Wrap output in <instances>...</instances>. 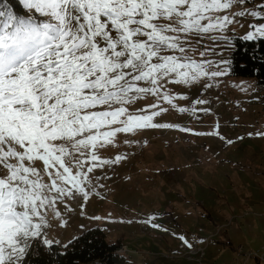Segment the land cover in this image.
<instances>
[{
    "label": "snow or ice",
    "instance_id": "snow-or-ice-1",
    "mask_svg": "<svg viewBox=\"0 0 264 264\" xmlns=\"http://www.w3.org/2000/svg\"><path fill=\"white\" fill-rule=\"evenodd\" d=\"M21 2L25 17L0 10V264H26L35 241L53 243L43 234L49 213L88 199L94 169L114 162L98 152L117 134L174 127L155 122L167 111L159 104L129 111L135 101L175 107L168 84L207 88L209 77L226 74L195 59V45L207 38L215 51L246 15L258 23L241 39L264 38V4L248 10V0ZM153 219L141 222L160 229Z\"/></svg>",
    "mask_w": 264,
    "mask_h": 264
},
{
    "label": "rangeland",
    "instance_id": "rangeland-1",
    "mask_svg": "<svg viewBox=\"0 0 264 264\" xmlns=\"http://www.w3.org/2000/svg\"><path fill=\"white\" fill-rule=\"evenodd\" d=\"M261 4H264V0H248L244 7L259 11ZM239 10V5L231 9L233 12ZM237 21L238 23L230 26L229 40L220 41V46L215 51L212 41L207 38L195 45L198 50L194 58L211 61L212 68L209 71L216 70L217 66L226 70L223 76L207 79L211 87H204L203 81L189 85L170 83L166 87L176 97L173 100L175 107L151 96L135 101L129 107V111L136 112L150 104H159V107L167 111L155 117V122L174 127L119 133L111 146L101 149L98 152L100 159L114 162L94 169L91 175L95 179L87 186L91 189L88 199H82L77 208L73 201H68L67 207L64 204L58 205L59 217L49 213V223L43 229V234L52 244L66 246L87 228L101 226L107 230L108 240L121 239L123 248L131 259L129 264H198L200 259L202 263L212 264H231L233 261L235 264H264V261L261 263L255 258L249 259L245 254L238 260L235 250L233 252L218 241L232 235L235 244L243 242V247L250 250L258 248V243L263 242L260 235L255 234L256 237L249 240L248 236L252 237L251 230L244 232L237 227V222L227 224L226 228H220L218 232L219 226L210 221L213 219L206 218L212 212L214 220L217 216L219 224L221 220L226 224L228 217L236 221L239 214L247 211L249 207L245 206L246 202L242 198L258 188L259 179L255 171L259 169L258 165L264 163V138L261 137L264 135H257L264 134V129L259 131L260 124L264 127V102L261 105L262 96L255 84L257 80L229 75L235 49L234 37H242L252 31L249 25L257 24L258 19L246 15L237 17ZM200 51H205L204 57H200ZM221 57L228 63H220ZM197 100H205L207 103L197 104ZM180 108L188 111L180 112ZM252 110L256 111L255 118L259 121H254L253 117L249 119L248 115H251ZM247 126L250 128L246 129ZM256 137L260 141L255 140ZM256 143H259L263 152L258 153ZM239 145L243 147L238 149ZM247 152L252 164L245 167ZM117 156L122 158L116 161ZM254 165L258 169H251L246 173L250 172V177L253 179L254 175L255 178L247 183L251 179L249 175L236 171L244 167L245 170L255 168ZM215 170L222 175L223 170L230 174L236 183L235 196H227L232 189V180L219 173L212 174ZM257 193L258 191L253 192L254 195ZM232 197L234 203L230 202ZM182 200H188L192 205L198 202L197 208L199 207L203 216L201 214L199 218L196 212V217H190V214L180 216L184 214L179 208ZM74 209L77 210L76 217L71 216ZM149 217H153L152 222L161 225V228L156 229L148 224L151 230H143L140 225L145 223L141 221ZM177 223L181 228L193 230L197 227L203 232L202 235L217 231L216 238L210 241L209 247L214 261L207 260L206 244L203 247V258L183 251L175 252L174 248L178 249L182 243L177 236L183 232ZM222 229L227 234L221 233ZM237 229L239 234L234 233ZM142 233L146 235L143 236ZM206 241L204 239L205 243ZM210 257L209 255V259Z\"/></svg>",
    "mask_w": 264,
    "mask_h": 264
},
{
    "label": "trees",
    "instance_id": "trees-1",
    "mask_svg": "<svg viewBox=\"0 0 264 264\" xmlns=\"http://www.w3.org/2000/svg\"><path fill=\"white\" fill-rule=\"evenodd\" d=\"M0 10L11 11L18 17L30 14L23 7L21 0H0ZM234 43L229 75L254 78L264 82V38L246 40L236 36ZM207 216L211 219L210 213ZM193 240L196 239L192 238L190 243ZM219 242L236 251L237 246L233 247L228 237ZM123 246L121 239L110 241L106 229L93 226L87 228L66 246L55 243L46 245L42 240L35 241L30 254L26 257V264H129L131 259Z\"/></svg>",
    "mask_w": 264,
    "mask_h": 264
},
{
    "label": "crops",
    "instance_id": "crops-1",
    "mask_svg": "<svg viewBox=\"0 0 264 264\" xmlns=\"http://www.w3.org/2000/svg\"><path fill=\"white\" fill-rule=\"evenodd\" d=\"M238 82V81H237ZM244 82V81H243ZM242 82V83H243ZM262 98H261V105H262ZM255 114H256V111L255 110H252V112H251V115H248V117H249V119H252V117L253 118H255ZM248 121H250V120H248ZM253 121V120H252ZM251 121V122H252ZM254 121H259L257 118H255V120ZM250 122V123H251ZM253 123V122H252ZM258 124V123H257ZM250 127L249 126H247V128L246 129H249ZM262 129H264V127H263V124H260L259 125V131H261ZM261 137H263L264 138V136H261ZM255 140H257V141H260V139H259V137H256L255 138ZM259 145V143H256V149H259V151H258V153H261V152H263L262 151V147L261 146H258ZM241 147H243V145H239L238 146V149L239 148H241ZM264 153V152H263ZM246 155H248V156H246V159H247V161L246 160H244V161H246V162H244V164L246 165L245 167H247V165L248 164H252V162H251V157H250V155L248 154V152L247 153H245ZM221 165V164H220ZM244 167V168H245ZM254 167L255 168H247L246 170L244 169V168H242V169H238V171H236V170H234V171H236L237 173H241L242 175H246V174H250V172H247L246 173V171H250L251 169H258L257 171H255V174H256V176L258 177V179H259V181H257L258 182V188H256V189H254V190H252V192H250V194L248 193V195H246V196H243V198H242V200L244 199V201L246 202V203H244L245 204V206H247V207H249L248 208V210L247 211H245L244 213H242V214H239L238 215V218H236V221H234V219H231V217H228L227 218V221H226V224H225V222H222V220H221V223L219 224L217 221L218 220H220V219H218L217 218V216H216V220H214V217H213V213L212 212H210V214H212V215H210V218L211 219H213V220H210L208 217H206V218H208L211 222H213L215 225H218L219 227V229H218V232H219V230H220V228H226L227 226V224H229V223H233V224H236V222H237V227L239 228V229H242L244 232H248V231H250L251 230V232H252V237H250V236H248V239L249 240H252V239H254L255 237H256V235L255 234H257L259 237H260V240L261 241H263V242H259L258 243V246H260L261 244H263L264 243V163H261L260 165H258L257 167L254 165ZM234 171H233V173H234ZM216 173H219V175L220 176H222V177H226V178H230L232 181H230L231 183H233V185H232V189L231 190H229V193L227 194V196L228 195H230V196H235V186H236V183H235V181L233 182V179H232V177H230V174H226V172H225V170H223V175L220 173V172H218L217 170H215L212 174H216ZM252 175V174H251ZM253 176V179L250 177V175H249V177L251 178V179H249V180H247L246 182L247 183H249V182H251V180H254V178H255V176L254 175H252ZM261 186V187H260ZM254 191H258V193H257V195H254L253 194V192ZM226 192H228V191H226ZM225 193V192H224ZM253 194V195H252ZM233 201V202H232ZM230 202H232V203H234V198L232 197L231 199H230ZM197 204H198V202H197ZM197 204H195V205H192L188 200L187 201H183L182 200V204H180L179 205V208H180V212L182 213V212H184V214H181L180 216H183V217H185V216H187V215H189L190 214V217H196V215H195V212L197 213V215L199 216V218H200V216H201V214H202V216H203V213H202V211L200 212V209H199V207L197 208ZM253 206L255 207V208H253ZM223 210H224V208H222ZM209 210V209H208ZM223 212V211H222ZM241 220V222H239ZM257 225V226H255V225ZM142 225V224H141ZM140 225V226H141ZM147 225V224H146ZM177 225H178V227H179V229L181 230H183V232L181 233L180 232V235H183V236H185L186 237V239L190 242L191 241V239L192 238H197V239H199V240H201V242H202V245H204V244H206L207 245V260L208 261H214V256L212 255V252L211 251H209L210 249H209V247H210V241L212 240V239H215L216 237V235H217V231L216 232H212V231H210V232H205L204 233V235H202L203 234V232H200L199 231V229L197 228V227H194L193 228V230H191V229H189V228H181L180 227V225L177 223ZM140 228V227H139ZM222 229V231H221V233L222 232H224V230ZM150 230H151V228H150ZM226 231V230H225ZM139 232V231H138ZM138 232H136L137 234H138ZM150 232V231H149ZM177 233H178V231H177ZM176 233V234H177ZM234 233H236V234H239V231H238V229L237 230H235V232ZM143 234V233H142ZM224 234H227V231H226V233L224 232ZM231 234V233H230ZM144 235H146V234H143V236ZM211 235H212V237H211ZM234 235V234H233ZM234 236H232V235H230L229 237H228V239H229V241L230 242H232L233 243V247H236L237 245H243L244 246V244H243V242H238L237 244H235V242H234V238H233ZM208 238H210V239H208ZM204 239H207V241H206V243L204 242ZM219 241V240H218ZM180 242H182V241H180ZM258 246H256V247H258ZM225 247H229V246H225ZM230 248V247H229ZM174 249H176V248H174ZM232 249V248H231ZM218 250H220L219 248H218ZM233 250V252H234V250L235 249H232ZM210 253V254H209ZM236 253V252H235ZM212 257H210V259H209V255ZM235 257V256H234ZM231 261H233V259L231 260ZM246 263V262H245ZM223 264H226V263H223Z\"/></svg>",
    "mask_w": 264,
    "mask_h": 264
},
{
    "label": "built area",
    "instance_id": "built-area-1",
    "mask_svg": "<svg viewBox=\"0 0 264 264\" xmlns=\"http://www.w3.org/2000/svg\"><path fill=\"white\" fill-rule=\"evenodd\" d=\"M256 86L258 91L261 93L262 97H263V102H264V85H263V81L260 82L259 80H257L256 82ZM81 198L78 200H74V204L77 206L80 202ZM71 216L72 217H76L77 216V211L73 210L71 212ZM142 229L147 231L148 227L147 226H142ZM204 245H202L199 241L197 240H193L192 242V247L188 248L187 246H185L183 243L180 244V246H178V250L181 253L183 252H187L188 254H193L196 255L200 258L204 257V249H203ZM236 254H237V258L238 260H240L242 258V256L245 254L249 259L250 258H255L257 261H264V243L261 244L258 248L255 249H250V250H246L243 245H237L236 247ZM235 259V260H236ZM196 264V263H194ZM205 264H212V263H205ZM231 264H235V262L233 261ZM245 264V262H244Z\"/></svg>",
    "mask_w": 264,
    "mask_h": 264
},
{
    "label": "bare ground",
    "instance_id": "bare-ground-1",
    "mask_svg": "<svg viewBox=\"0 0 264 264\" xmlns=\"http://www.w3.org/2000/svg\"><path fill=\"white\" fill-rule=\"evenodd\" d=\"M263 85H264V82H263ZM236 252V251H235ZM171 255V254H170ZM201 261V262H200ZM200 263H198V264H205V263H202V260L200 259ZM263 261H261V263H262Z\"/></svg>",
    "mask_w": 264,
    "mask_h": 264
}]
</instances>
